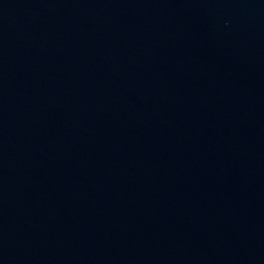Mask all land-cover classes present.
<instances>
[{
  "label": "water",
  "instance_id": "95a60500",
  "mask_svg": "<svg viewBox=\"0 0 264 264\" xmlns=\"http://www.w3.org/2000/svg\"><path fill=\"white\" fill-rule=\"evenodd\" d=\"M0 264H264V0H0Z\"/></svg>",
  "mask_w": 264,
  "mask_h": 264
}]
</instances>
